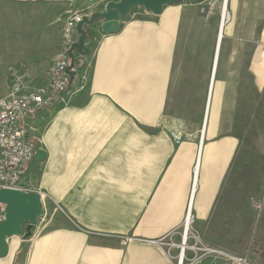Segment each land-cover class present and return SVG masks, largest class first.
<instances>
[{"label": "crops", "instance_id": "obj_1", "mask_svg": "<svg viewBox=\"0 0 264 264\" xmlns=\"http://www.w3.org/2000/svg\"><path fill=\"white\" fill-rule=\"evenodd\" d=\"M82 1L0 0L5 87L16 65L28 68L30 87H44L62 22L119 0L89 12ZM221 8L182 0L160 15L134 9L111 34L100 22L85 27L90 54L72 91L30 122L38 144L21 187L41 195L48 219L8 238L0 264H178L190 202L188 232L226 231L231 222L217 218L248 216L222 196L242 135L228 122L254 99L264 106V0H227L223 25ZM190 249L182 264H230ZM257 255L246 254L264 264Z\"/></svg>", "mask_w": 264, "mask_h": 264}, {"label": "rangeland", "instance_id": "obj_2", "mask_svg": "<svg viewBox=\"0 0 264 264\" xmlns=\"http://www.w3.org/2000/svg\"><path fill=\"white\" fill-rule=\"evenodd\" d=\"M99 3L100 0H83L79 4L81 11L89 12L98 9ZM218 16L221 19V11ZM6 88L3 73L0 71V98L5 94ZM257 102L254 99V102L252 101L249 106H239L238 113L233 114V117L237 118L228 122L229 125H233V129H236L235 132H240L242 135L238 136L240 146L231 175H229L230 178L228 177V179L232 178V190L229 194L222 196V203L227 199L228 204L230 196L232 197L233 210L238 213L242 211L245 215V211H248V216H233L231 221L224 217L217 218L219 224L223 223L224 219L231 222V226L229 225L226 231L205 234L190 231L185 241L186 256L187 250L191 248V255L197 257L207 253H214L218 256V252H225L233 257L248 260L246 254L248 251H252L258 254L257 260H264V106ZM242 108L250 111L244 113ZM54 209H56V205H54ZM57 210L60 211L59 206H57ZM44 212L38 220L40 222L43 220L46 223L49 207ZM26 226L27 224L23 228ZM217 228L223 230L225 227ZM182 239L183 232L181 230L177 236V243H175L177 263Z\"/></svg>", "mask_w": 264, "mask_h": 264}, {"label": "built area", "instance_id": "obj_3", "mask_svg": "<svg viewBox=\"0 0 264 264\" xmlns=\"http://www.w3.org/2000/svg\"><path fill=\"white\" fill-rule=\"evenodd\" d=\"M12 1L28 2L32 0ZM81 18L80 14L71 15L62 22L61 48L50 62L48 80L44 87L32 88L28 85L29 70L25 65L11 66L8 69L6 92L0 98V190L24 191L21 183L35 156L38 144L30 122L39 110L50 111L55 108L63 97L73 89L74 81L68 90L69 75L67 68L70 65V60L67 57V51L76 42L75 27ZM73 71L77 74L76 70ZM173 139L175 143H180L182 136L176 134ZM196 173L197 165L194 167L193 187ZM42 205L44 208L43 202ZM5 209L6 206L0 203V222L5 218ZM192 220L190 202L186 212L183 235L186 227V233H189L188 227ZM40 224L42 227L44 226L43 220ZM185 238L184 242L186 241ZM184 251L185 249L182 250L183 253ZM217 255L227 259L230 264H253L244 258L233 257L229 253L218 252Z\"/></svg>", "mask_w": 264, "mask_h": 264}, {"label": "water", "instance_id": "obj_4", "mask_svg": "<svg viewBox=\"0 0 264 264\" xmlns=\"http://www.w3.org/2000/svg\"><path fill=\"white\" fill-rule=\"evenodd\" d=\"M182 0H119L117 2L106 3L102 12H95L89 16H82L80 22L76 24V42L67 51L70 65L67 68L69 75L68 90L76 78V72L83 63L84 58L90 54L85 46L87 33L85 27L93 25L95 22L101 23V30L104 34H111L118 30L120 22L124 21L134 9H143L153 15H160L163 8L169 5L178 4ZM201 3L202 0H193ZM75 55L78 58H75ZM0 203L6 206L5 218L0 222V258L8 254L7 239L13 236L25 237L30 234V229L40 218L43 205L40 195L21 190L1 189ZM27 224L25 231L23 226ZM25 232L27 233L25 235Z\"/></svg>", "mask_w": 264, "mask_h": 264}, {"label": "bare ground", "instance_id": "obj_5", "mask_svg": "<svg viewBox=\"0 0 264 264\" xmlns=\"http://www.w3.org/2000/svg\"><path fill=\"white\" fill-rule=\"evenodd\" d=\"M226 2H227V0H223V8H222V13H221V22H220V25H223V23L225 22V20H226V16H227V14H226ZM186 230H187V227L185 228V232H184V235H183V239H182V244H181V247H180V254H179V262H178V264H182V259H183V255H184V253L182 252V250H184L185 249V242H184V238L186 237V235H187V233H186ZM185 240H186V238H185Z\"/></svg>", "mask_w": 264, "mask_h": 264}]
</instances>
